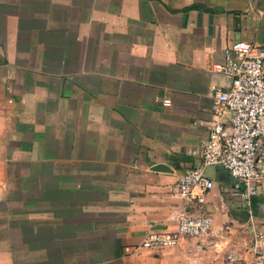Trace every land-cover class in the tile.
I'll return each mask as SVG.
<instances>
[{
    "label": "crops",
    "instance_id": "crops-1",
    "mask_svg": "<svg viewBox=\"0 0 264 264\" xmlns=\"http://www.w3.org/2000/svg\"><path fill=\"white\" fill-rule=\"evenodd\" d=\"M237 41L264 49V0H0V264H255L264 195L249 214L219 169L208 235L140 247L175 228Z\"/></svg>",
    "mask_w": 264,
    "mask_h": 264
},
{
    "label": "built area",
    "instance_id": "built-area-1",
    "mask_svg": "<svg viewBox=\"0 0 264 264\" xmlns=\"http://www.w3.org/2000/svg\"><path fill=\"white\" fill-rule=\"evenodd\" d=\"M212 71L229 82L223 89H211V121L199 144V162L179 174L174 185V194L182 202L175 228L171 233L150 231L142 249L173 248L180 239L208 235L212 217L203 208L215 182L206 175L207 168L219 169L229 177L231 190L249 214L252 200L264 195V49L246 41L231 43ZM162 104L169 107L170 101ZM262 238L260 233L253 235L255 264H264ZM226 261L233 264L236 260L227 255Z\"/></svg>",
    "mask_w": 264,
    "mask_h": 264
},
{
    "label": "rangeland",
    "instance_id": "rangeland-1",
    "mask_svg": "<svg viewBox=\"0 0 264 264\" xmlns=\"http://www.w3.org/2000/svg\"><path fill=\"white\" fill-rule=\"evenodd\" d=\"M206 175L209 177H213L215 173V168H207L205 171Z\"/></svg>",
    "mask_w": 264,
    "mask_h": 264
},
{
    "label": "water",
    "instance_id": "water-1",
    "mask_svg": "<svg viewBox=\"0 0 264 264\" xmlns=\"http://www.w3.org/2000/svg\"><path fill=\"white\" fill-rule=\"evenodd\" d=\"M216 179V178H215Z\"/></svg>",
    "mask_w": 264,
    "mask_h": 264
}]
</instances>
